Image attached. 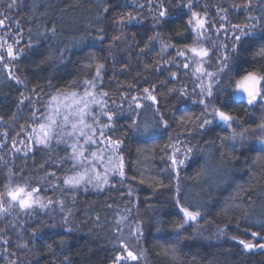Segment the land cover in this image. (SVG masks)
I'll return each instance as SVG.
<instances>
[{
    "label": "trees",
    "instance_id": "trees-1",
    "mask_svg": "<svg viewBox=\"0 0 264 264\" xmlns=\"http://www.w3.org/2000/svg\"><path fill=\"white\" fill-rule=\"evenodd\" d=\"M188 2L163 0L167 14L160 17L161 0H16L12 9L7 7L11 0H0V8L15 19L20 42V56L13 64L19 83L10 79L0 60V129L7 138H11L10 128L20 124L21 101L26 96L35 99L37 115L41 116L53 97L73 92L83 95L86 80L94 81L96 87L91 91L101 98L107 112L122 102L124 95L141 93L146 87L155 86L153 93L159 102V109L147 103L135 113L116 115L111 136L123 142L125 180L111 178L102 192H73L63 184L73 174L67 147L33 146L31 170L27 172L44 184L55 185V194L70 204L67 208L72 209L73 226L69 231L55 230L49 229L53 226L49 221L44 226L37 224L39 220L26 222L19 229L23 239H16L24 245L16 264H112L111 229L126 204L123 195L127 188L136 197L135 211L142 225L148 264H264V251L245 252L238 243L250 240L251 231L261 232L258 221H264V149L258 144L251 148L223 140L230 136L225 128L212 126L195 137L194 157L185 173L180 199L187 206L199 207L203 213L200 222L223 230L230 241L199 242L194 239V225H185L179 234L172 231L181 214L169 187L168 148L162 149L173 139L187 141L192 137V126L196 117H201L202 107L189 106L183 99L186 97L177 96L174 90L184 81H173L168 76L170 71L157 67L156 51H148L149 37L157 36L181 50L192 46L196 37L187 23L193 11L219 28L220 19L226 17L225 29L232 24L243 25L247 16L264 17V0H252L250 9L233 7L242 0H191V9L183 7ZM105 4L107 13L103 11ZM128 12L136 19L120 24L119 17ZM101 28L103 32L98 31ZM232 59V79L248 71L264 73V20L246 45L232 53ZM96 64H103L98 78ZM183 91L188 92V88ZM228 96L227 90L220 92L215 106L230 112L236 119L232 125L236 133H246L254 143L264 121L262 106L250 108ZM161 117L168 122L167 129ZM6 171L7 167L0 164V193L8 181ZM0 264H5L4 260L0 259Z\"/></svg>",
    "mask_w": 264,
    "mask_h": 264
},
{
    "label": "rangeland",
    "instance_id": "rangeland-1",
    "mask_svg": "<svg viewBox=\"0 0 264 264\" xmlns=\"http://www.w3.org/2000/svg\"><path fill=\"white\" fill-rule=\"evenodd\" d=\"M7 9H5L6 11ZM3 8H0V13L3 15H0V19L5 20V26L0 27V36H1V43L4 44V47L0 51V56H3L4 59L1 60L5 70L9 74L10 79H12L14 82H17V77L15 76L14 68L15 65H13L16 62V59L20 56V42H19V36L17 35L16 29H14L15 19L8 18V14L5 13ZM201 17V15H200ZM204 18V17H202ZM208 22V19H206ZM221 25H223V29H225L224 22L225 19H220ZM12 24V25H11ZM210 24V22H208ZM195 25V20H193V24L191 25L192 28ZM212 30L207 31L205 33L206 36H208L209 40H202L199 46L207 47L210 51V55L208 57H205L201 59L200 57L196 56L194 53H192L190 49L193 45L190 47L183 48L181 50H175L171 46L167 45L165 42L160 40L157 36L155 40H152L150 42L149 52L155 50V54L157 55V60L159 61L157 63V67H162L163 69H167L170 71V74L168 73V76L170 79L174 80H182L183 86H177V89L174 91L177 92V96L186 97L183 98L187 100V103L189 106H195V105H201L199 103V99L205 98L200 97V86L203 84L204 86H207L210 83V78L206 75H202L204 72H216V70L222 66L223 63V56L229 55L230 59L227 62L229 65V70H225L224 73H219L214 79H218L220 83L218 85H213V96L211 100L213 101L214 105L216 102V99H218L217 96H219L220 92H223L224 90H227L228 92L231 91L227 87L229 84V77H231V67L233 63L232 59V52L230 51L231 48V37L232 34L226 33L223 29L219 32V34L216 33V29H218V26H213ZM221 28V26H220ZM12 33H16V36H14ZM196 34V32H194ZM213 42H215V48L213 47ZM228 44L229 48L226 50L221 45ZM12 45L14 52L16 53V58H10L7 56V46ZM184 51L185 55L180 56L178 55V52ZM188 64L189 67L185 68L184 65ZM201 68V72H197L196 69ZM159 70V69H158ZM177 71V72H176ZM180 75L178 76L177 75ZM232 78V77H231ZM180 82V81H179ZM185 83V84H184ZM180 87V88H179ZM179 88V89H178ZM188 88V92L183 91V89ZM145 89H149V91L154 95L155 93V86L153 88L146 87ZM181 91L187 93V95H181ZM154 92V93H153ZM147 93L144 92V90H141V93H130L129 95H124L123 101L119 104H114V108L110 107V110L108 109V112L105 109L104 103L103 105L98 104H92L91 107L93 109L94 114L98 117V123L94 125V128L97 130L96 135L94 139L98 141V143H88L84 145L83 140L80 141V144L84 145V148L87 150L85 152V155L87 156V160L83 162V164H79L77 161H74L72 156V149L70 145L74 143V138L67 136V131L69 129H64V135H52L50 133V138L47 140L46 144L38 143V140L44 139L43 132L40 129V124L47 125L46 117H48L52 110L57 107L58 105L61 107V111H63V106L61 105V98L67 95L63 96H55L57 97V100H51L48 103V106L45 108V112L40 116L37 115V107H36V101L35 99L26 96L23 101V106H20V114H19V123L16 124L14 127L10 128L12 131L11 138H7L4 132L0 129V136L2 138V143H0V164L4 167H7V179L10 174H12L13 183H24L25 180L30 182L33 187L40 188V192L37 194L39 197L40 202L44 203L46 206L41 208L38 205L35 206L33 209L22 211L18 207H15L10 210L9 214H0V259L4 260L5 264H16L17 262V256L18 254L24 250V245L21 242H16V239L22 238L19 229L29 221H37V224L39 222L43 223V226L46 225V222L49 221V223H52V227H49L47 225L46 228L49 227V229L53 228L55 230L58 229H67L69 231V228L73 226V219H72V209L67 208L69 202L65 203V200H63L61 197L57 196L54 191V184L51 182L49 184H44L39 178H36L31 175L29 176V173L27 171L31 170L29 167L30 163V157L31 151L33 149V146H43V147H67L68 151L70 153V163L72 164L73 169V176L77 172H84L85 169H88V175L95 177V169H89V162L93 160L92 152H96L97 156L100 155L104 156L103 162L97 160L95 168L98 169L101 173V176H103L105 169L108 167L107 164V157L110 153V149L106 148V141L104 140V137H101L99 135L100 130H102L105 133L106 137H111V133L113 132L114 128V122L116 121V115L119 114H127V113H135V111L139 108L136 107V104L139 103L141 105L144 104H152L154 107L159 109V102L157 99L156 103H153L151 100L145 99V96ZM133 97L136 99L133 100ZM100 98V97H99ZM98 97L95 96L96 100H99ZM91 100L92 97H89ZM237 101H243L247 104L246 100L241 99L239 97L232 98ZM193 101H196L193 103ZM70 101H63V103H69ZM260 104L264 110V101H261L257 103L256 105ZM247 106H249L247 104ZM203 109V105H201ZM213 107V104L209 105V112H211V109ZM250 108L254 106H249ZM109 108V107H108ZM141 108V107H140ZM161 111V110H160ZM104 112H107L109 114L113 115V119L111 121L107 120V117L103 115ZM163 112V111H162ZM200 117V116H199ZM197 118V117H196ZM211 118V117H209ZM203 119V117H201ZM195 123H193V129H192V137L188 139L187 141H175V139L171 140L170 144H175L177 148L180 149V152L177 153L178 159H184L185 163L183 165H180L177 167L175 171L171 168V161L168 159L169 156L173 154V150L171 148H168V154L166 157V166H167V173L170 178V190L172 192V195L174 198L176 197V187L179 185L180 191L182 189V186L184 185L185 181V173L189 169L190 165H192L193 157H194V142L197 141L196 138L198 135H203L206 130L211 128L212 126H218L222 127L220 124L217 125V123H214L213 125L208 126L205 129H199L198 124L200 121L195 119ZM87 122L91 123V116L87 118ZM108 124L110 127L105 128L104 125ZM262 124H264V121H262ZM225 128L226 131L229 132L230 136L232 135V129H229L227 127ZM45 130H48L47 127ZM60 129H57V132H60ZM236 132V131H235ZM240 133V132H239ZM198 134V135H197ZM196 137V138H195ZM254 137V136H253ZM260 137H264V130L261 128L259 129L257 137L254 139V143L252 142V139L244 133L243 138V145L244 147L248 146L253 148L254 144H258L257 146L264 149V145H261L258 143V139ZM60 141V142H58ZM231 143L236 145H241V140L239 136L235 141L230 140ZM188 148H192V152H187ZM119 155H122L121 148L119 151ZM187 157V159H185ZM115 159V157H114ZM124 163V160H123ZM77 164L75 168H73V165ZM177 172H178V178H177ZM109 183L107 185L100 183L99 187H97V181L93 179L92 183H82L77 188H70L73 192H82L84 190H90L92 192H102L104 188L108 185H110L111 178H120L118 175L113 176L111 171L107 173ZM70 177V176H69ZM125 180V179H124ZM9 180L7 181L8 184ZM125 190V188H123ZM129 190L132 191V189L127 188L126 194L123 195L124 198H127L125 201V205L121 206L120 214L116 216L115 218V224L114 227L111 229V231H114L113 239L109 241V244L115 252V257L117 256H126V251H124V248L128 250H131L134 254H137L139 256L138 261H131L127 260L126 262L122 261L120 264H148L145 256V252L142 245V225L138 217L136 216L135 208L137 207L136 197L132 192V195L129 196L128 192ZM51 199L53 201L52 204H47V201ZM60 201L63 202L59 203ZM65 219L67 220V223H65ZM201 220V219H200ZM200 220L198 223H194L191 226H193L192 231L194 232V239H196L199 242H203L206 244H219L223 242L230 241L226 239L225 233L221 235L220 230H214L208 226H206L204 223H201ZM72 224V225H71ZM186 227H189V225H186ZM72 230V229H70ZM37 238V237H36ZM35 238V239H36ZM232 241V240H231ZM247 242L256 243L257 241L254 240L252 237L250 240H246ZM261 243H264V241H260ZM21 243V244H20ZM242 247V246H241ZM243 248V247H242ZM18 250V253L17 251ZM16 251V252H15ZM245 252H248L244 250ZM260 252L264 251L261 249H254L252 252ZM255 253V254H256ZM112 264H115V258Z\"/></svg>",
    "mask_w": 264,
    "mask_h": 264
},
{
    "label": "snow or ice",
    "instance_id": "snow-or-ice-1",
    "mask_svg": "<svg viewBox=\"0 0 264 264\" xmlns=\"http://www.w3.org/2000/svg\"><path fill=\"white\" fill-rule=\"evenodd\" d=\"M151 2V0H149ZM252 0H242L241 4H234L233 7H242V8H248L251 7ZM16 4V0H11V3L8 4V9H12L13 6ZM191 0L186 5H183V7H187L189 9L192 8ZM160 10L159 16L164 17L167 14V9L164 8L163 0H161V3L159 5ZM103 11L107 13L109 11V7L107 4L103 5ZM221 11H227L226 9H221ZM0 15H3L0 13ZM192 18L187 21L188 25L193 24V20H195V25L192 28V31L196 32V37L193 41L194 45L190 49L192 53H194L196 56L200 57L201 59L208 57L210 55V51L207 47L199 46L202 40H209L210 38L205 35L207 31L212 30V25L208 24L205 18L200 17L199 13L193 11L191 14ZM136 19L132 15L131 12H128L126 15H121L119 17V23L124 24L125 22H131L132 20ZM222 19H226V17H222ZM261 20H264V17L257 18L253 16H247L246 17V23L243 25L241 24H232L230 28L223 29V25H221V28L216 29V33L219 34L221 29H223L226 33L231 32L232 35L229 37L233 42L231 44L230 51L232 53H238L241 48H243L246 43L249 41V38H251L256 28L258 27V24ZM5 26V20L0 19V27ZM51 31L54 33L55 28L51 29ZM98 31L103 32V29H99ZM180 33H177L179 35ZM157 37L152 36L149 37V41L155 40ZM99 39L103 40L104 37L101 35ZM119 37H113V40H118ZM226 50L229 48L228 44L221 45ZM4 47L3 43H0V49ZM147 47V45H146ZM213 47L215 48V42H213ZM141 51H144V49H141ZM178 55L184 56L185 52L180 51L178 52ZM7 56L10 58L15 59L16 53L14 52V49L12 45L7 46ZM4 57L0 56V60H3ZM230 59L229 55L223 56V63L222 66L219 67L216 72H204L202 75H206L210 78V83L207 86H204L201 84L200 86V97H205L199 99V103L203 105V109L201 112V117H197L196 119L199 122L197 125L199 129H205L210 125H213L214 123L223 124L227 128L232 129L233 123L236 122L235 117L230 113L222 109V107H216L211 100L213 96V85H218L220 81L218 79H214L219 73H224L225 70H229L228 61ZM185 68L189 67L188 64L184 65ZM103 68V64H96L95 65V76L98 78L100 76V70ZM197 72H201V68L196 69ZM239 75V74H238ZM18 83L20 81H17ZM85 89L83 92V95L78 96L77 93L73 92L70 95L64 96L61 98V105L63 106V111H61V107L58 105L52 110V113L46 117L47 125L40 124V129L43 132L44 139L38 140V143L46 144L47 140L50 138V133L52 135H64V129H69L67 131V136L74 138V143L70 145L72 149V156L71 158L74 161H77L79 164H83L85 160H87V156L85 155V152L87 151L84 148V145L88 143H98L96 139H94L96 135V129L94 128V125L98 123V117L94 114L93 109L91 107L92 104H98L103 105V101H99L95 99V96L91 89H94L96 87L94 81H85ZM231 91L229 92V99L232 98H241L246 100L247 104L249 106H255L257 103L264 101V73H257L255 71H248L244 73L243 75H239V78L232 79L229 77V84L227 85ZM144 92L147 93L145 96V99L151 100L153 103L157 102V98L155 95H153L149 89H144ZM106 95V94H103ZM181 95H187L185 92H181ZM89 97H92L90 100ZM53 100H57V97H53ZM136 98L133 97V100ZM70 101L69 103H63V101ZM196 101H193L195 103ZM23 103V101H21ZM213 104V107L211 109V112H209V105ZM137 108L143 107V105L137 103ZM103 115L107 117L108 121H111L113 119V115L109 114L107 112H104ZM91 116L92 122H87V118ZM211 117V118H209ZM161 123L165 129L169 127L168 122L164 119V117H161ZM181 123H185V121H181ZM188 123H191V121H188ZM47 127L48 130H45ZM105 128L110 127V125L105 124ZM262 130H264V124H261L259 126ZM57 129H60V132H57ZM145 130H147V126L145 127ZM99 135L101 137H104V140L106 143V148L110 149V153L107 157V164L108 167L105 169V172L103 176H101V173L98 169L95 168L97 160L103 162L105 159L103 155L97 156L96 152H92L93 160L89 162V169H95V177L88 175V169H85L84 172H77L73 176H70L63 180V184L67 185L70 188H77L82 183H92L93 179L97 181V187H99L100 183H103L107 185L109 183L108 175L107 173L111 171L113 176L118 175L120 177L121 182L125 179V172H124V163H123V156L119 155V151L122 145V141L119 139H112L111 137H106L105 133L100 130ZM239 136L241 140V146L243 145V138L244 133H236L235 129H232V135L223 137V140H233L235 141L237 137ZM83 140L84 145L80 144V141ZM60 142V141H58ZM258 143L261 145H264V137H260L258 139ZM171 148L173 150V154L169 156V160L171 161V168L173 171L177 169L178 166L183 165L185 163L184 159H178L177 153L180 152V149L175 146V144L165 145L164 149ZM187 152H192V148H188ZM115 157V159H114ZM187 159V157H185ZM77 164L73 165V168H75ZM54 175V174H52ZM177 178H178V172H177ZM134 179V178H133ZM8 184L5 185V191L4 193H0V214H9L10 210L18 207L22 211H27L30 209H33L35 206H39L41 208L45 207L46 205L42 202H40L38 193L40 192V188L33 187L30 182L26 181L24 183H13L12 174L8 177ZM141 184L144 183V180L140 181ZM160 185L163 187L164 185L162 182H159ZM128 195H132V191L129 190ZM53 201L49 199L47 201V204H52ZM61 205L63 204L62 201H60ZM175 206L178 209V213L180 215L179 222H177L172 231L179 234L182 229L185 228V225L191 226L194 223H198V221L202 218L203 213L202 210L199 207H190L181 202L180 199V188L179 185L176 187V197H175ZM247 217V214H245ZM65 223H67V220L65 219ZM258 223L261 224V232L257 231H251L250 236L256 240V243L247 242L243 239L239 240L238 243L242 245L243 249L246 251H251L254 249H261L264 250V243H261L260 241H264V235L261 233L264 232V221H258ZM239 226V225H237ZM224 234V231L221 230V235ZM231 239L235 240L236 237L233 236ZM124 251H126V256H117L115 257V264H120V262L127 260L131 261H138L139 256L137 254H134L131 250H128L125 246Z\"/></svg>",
    "mask_w": 264,
    "mask_h": 264
},
{
    "label": "water",
    "instance_id": "water-1",
    "mask_svg": "<svg viewBox=\"0 0 264 264\" xmlns=\"http://www.w3.org/2000/svg\"><path fill=\"white\" fill-rule=\"evenodd\" d=\"M217 125H218V123H217ZM222 127H226L225 125H223V124H220ZM248 252H252V250L251 251H248Z\"/></svg>",
    "mask_w": 264,
    "mask_h": 264
}]
</instances>
